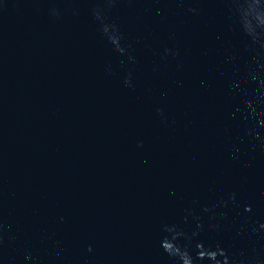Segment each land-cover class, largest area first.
I'll use <instances>...</instances> for the list:
<instances>
[{"label":"water","instance_id":"obj_1","mask_svg":"<svg viewBox=\"0 0 264 264\" xmlns=\"http://www.w3.org/2000/svg\"><path fill=\"white\" fill-rule=\"evenodd\" d=\"M0 264H264V0H0Z\"/></svg>","mask_w":264,"mask_h":264}]
</instances>
